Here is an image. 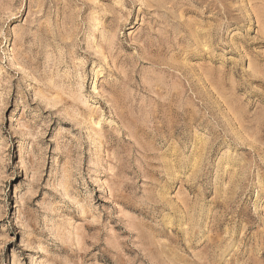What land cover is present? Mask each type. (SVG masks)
<instances>
[{
    "label": "rangeland",
    "instance_id": "obj_1",
    "mask_svg": "<svg viewBox=\"0 0 264 264\" xmlns=\"http://www.w3.org/2000/svg\"><path fill=\"white\" fill-rule=\"evenodd\" d=\"M0 264H264V0H0Z\"/></svg>",
    "mask_w": 264,
    "mask_h": 264
}]
</instances>
